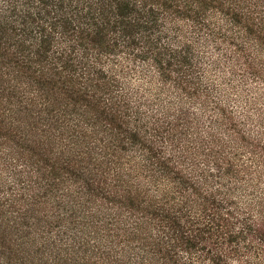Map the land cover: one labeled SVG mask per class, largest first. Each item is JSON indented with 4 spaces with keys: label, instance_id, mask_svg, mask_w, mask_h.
I'll return each mask as SVG.
<instances>
[{
    "label": "trees",
    "instance_id": "obj_1",
    "mask_svg": "<svg viewBox=\"0 0 264 264\" xmlns=\"http://www.w3.org/2000/svg\"><path fill=\"white\" fill-rule=\"evenodd\" d=\"M0 264H264V0H0Z\"/></svg>",
    "mask_w": 264,
    "mask_h": 264
}]
</instances>
